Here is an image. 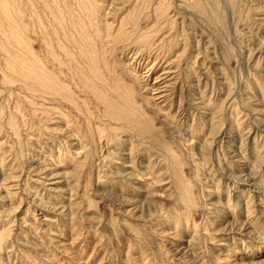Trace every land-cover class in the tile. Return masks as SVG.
Masks as SVG:
<instances>
[{"label": "rangeland", "instance_id": "rangeland-1", "mask_svg": "<svg viewBox=\"0 0 264 264\" xmlns=\"http://www.w3.org/2000/svg\"><path fill=\"white\" fill-rule=\"evenodd\" d=\"M0 264H264V0H0Z\"/></svg>", "mask_w": 264, "mask_h": 264}, {"label": "bare ground", "instance_id": "bare-ground-1", "mask_svg": "<svg viewBox=\"0 0 264 264\" xmlns=\"http://www.w3.org/2000/svg\"><path fill=\"white\" fill-rule=\"evenodd\" d=\"M46 86V85H45ZM111 106V105H110ZM113 109V108H112ZM114 111V110H113ZM118 111H120V109L118 110ZM114 113V112H113ZM132 113V112H131ZM115 114H116V112H115ZM114 114V115H115ZM118 114V113H117ZM127 114V113H126ZM129 114V113H128ZM119 115V114H118ZM117 115V116H118ZM125 115V114H124ZM131 115V114H130ZM113 116V115H112ZM121 116V115H120ZM115 117H116V115H115ZM122 117V116H121ZM127 117V116H126ZM118 119V118H117ZM122 119V118H121ZM129 119V118H128ZM128 119H126V120H128ZM133 119V118H132ZM124 120H125V118H124ZM130 120V119H129ZM118 121V120H117ZM122 123V122H121ZM130 123V122H129ZM133 123V122H132ZM11 124V123H10ZM131 126V125H130ZM128 127V126H127ZM133 128H135V127H133Z\"/></svg>", "mask_w": 264, "mask_h": 264}]
</instances>
